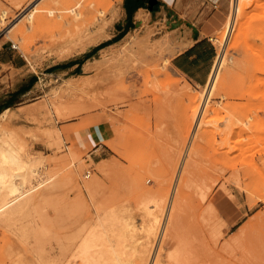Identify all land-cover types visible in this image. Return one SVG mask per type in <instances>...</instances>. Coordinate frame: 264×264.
Masks as SVG:
<instances>
[{
    "label": "rangeland",
    "instance_id": "374dc122",
    "mask_svg": "<svg viewBox=\"0 0 264 264\" xmlns=\"http://www.w3.org/2000/svg\"><path fill=\"white\" fill-rule=\"evenodd\" d=\"M242 1L249 6L228 37L233 0H222L225 15L211 34L222 64L210 88L196 89L171 67L174 32L164 9L161 19L145 14L123 31V0H0V47L13 43L27 64L0 67V101L31 84L1 118L0 133H13L18 155L42 161L26 184H37L28 195L34 203L0 225V264L58 250L66 244L62 210L91 219L100 204L140 226L134 237L127 232L126 250L165 256L175 247L167 225L178 186L203 226L193 244L202 262L248 264L242 247L230 255L242 230L264 232V0ZM72 59L82 70L59 73ZM140 188L161 189L158 203L145 208ZM77 196L85 207L71 204ZM148 210L158 228L152 242L142 221ZM208 248L223 259L213 263Z\"/></svg>",
    "mask_w": 264,
    "mask_h": 264
},
{
    "label": "bare ground",
    "instance_id": "6f19581e",
    "mask_svg": "<svg viewBox=\"0 0 264 264\" xmlns=\"http://www.w3.org/2000/svg\"><path fill=\"white\" fill-rule=\"evenodd\" d=\"M246 3L248 2L233 0L232 16L228 24L229 26H227L228 37L232 32L240 8L242 7L244 9L245 6H249V4L246 5ZM247 8L248 7H246V9ZM144 14L138 13L137 19L142 20L143 17L146 16H144ZM145 41H147V38L144 42ZM222 57L223 56L220 55L216 63L209 81V88L215 81L218 69L222 64ZM8 111L9 110H6L0 114V120L6 117ZM199 122L200 120H198V124H200ZM2 127V123L0 122V130ZM2 130H5V128ZM3 132L6 138H4V136L2 137L0 133V225L6 224L9 220L13 219L17 214L27 210V208L34 203V198H28V195L37 184L28 187V189H26V184L31 183L34 178L40 175L39 172L41 170L39 169V164L42 163L39 159H26L18 155L16 150L12 147L14 139L13 133L9 131ZM52 135L54 137L56 136L58 140L60 139L58 133H53ZM97 140L111 145L106 138L99 137ZM193 156L194 154L191 153L190 158L192 159ZM15 161H17V165H19L18 167L20 169L17 172L11 167V162ZM17 177H21L22 187H20L21 185L17 182ZM187 180H184L186 183L189 182L186 186L192 185L191 183L193 181L187 182ZM184 184H182V186ZM90 189L97 190L98 187L91 186ZM182 189L184 190L185 187L179 188L178 186L177 189H175L176 191L173 196L174 202H172L173 205L167 225V230L170 231L169 233L172 240L175 242V247L165 256L162 254L164 252L161 253V250L158 254L152 256L150 251L148 252L147 250H142V252L141 250L134 251V249L132 251L126 250L125 246L127 245L125 244L124 246L122 242L126 240L125 237L127 232L130 233V231H132L130 234L133 233L131 235L133 236L135 234L134 232H136V230H138L137 228L140 226H136L132 218L130 220L128 217L124 218L122 216L123 213L120 214L119 210H117L118 208H106L102 206L103 204H100L96 209L95 217L91 219L90 217L84 218L76 214V212L69 213L66 208L63 209L60 214V222L66 244H62L58 250L46 248L44 256L29 259L25 264H205L202 262L199 252L197 253V248L193 245L197 240H203V226L198 225L194 213L191 211L193 206L196 205L194 199H191L192 197L188 194H184ZM139 190L145 208L150 209L148 206L150 203L154 205L158 203V195L161 189L147 190L140 188ZM70 202L72 205L80 208L87 205L86 199L82 196H77ZM142 216L143 228L147 231V236H145L146 233L144 236L149 242H152V240H155L156 233L158 232L157 225L152 223L153 220L149 210ZM147 216H150L151 219H146ZM46 221L49 220L47 219ZM45 231L46 234H49L50 228L45 226ZM193 247L195 249H193ZM226 247L229 246L227 245ZM239 247L245 249L249 260L248 264H259L261 261L264 262L263 231L252 228L242 230L241 236L239 235L238 237L237 244L231 247L233 249L230 256L235 258ZM208 249L212 252V256H214L213 263H217L219 258L223 259L216 248H213L214 250Z\"/></svg>",
    "mask_w": 264,
    "mask_h": 264
},
{
    "label": "crops",
    "instance_id": "0c3cea01",
    "mask_svg": "<svg viewBox=\"0 0 264 264\" xmlns=\"http://www.w3.org/2000/svg\"><path fill=\"white\" fill-rule=\"evenodd\" d=\"M123 6L125 10L123 31L140 22L137 19L138 13L161 19L159 14L161 9H164L168 18L166 23L172 26L171 30L174 32L169 36L172 69L196 89L208 85L217 58L216 47L210 38L225 15L222 0H123ZM15 50L11 45L0 47V67H7V70L12 72L23 70L27 66L24 59H19ZM73 60L66 62L67 64L59 69V73L67 74L82 70L84 65L77 62V59ZM78 73L80 72H75L72 77L81 76ZM23 82L17 91H13L10 96L0 101L1 114L14 105L16 97L29 94L30 80L27 83Z\"/></svg>",
    "mask_w": 264,
    "mask_h": 264
},
{
    "label": "built area",
    "instance_id": "2783aa9c",
    "mask_svg": "<svg viewBox=\"0 0 264 264\" xmlns=\"http://www.w3.org/2000/svg\"><path fill=\"white\" fill-rule=\"evenodd\" d=\"M210 40L213 41L212 38H210ZM11 47H12V49H17V46L14 45L13 43L11 44ZM91 174H92V170H88V171L86 172V174H85V177H86V178H89V177L91 176Z\"/></svg>",
    "mask_w": 264,
    "mask_h": 264
}]
</instances>
